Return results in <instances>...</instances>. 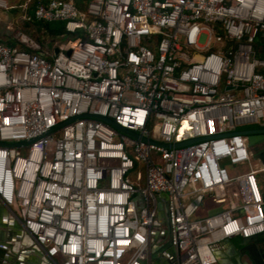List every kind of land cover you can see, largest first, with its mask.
Here are the masks:
<instances>
[{"label": "built area", "instance_id": "built-area-1", "mask_svg": "<svg viewBox=\"0 0 264 264\" xmlns=\"http://www.w3.org/2000/svg\"><path fill=\"white\" fill-rule=\"evenodd\" d=\"M25 19L71 37L0 42V203L26 242L51 264H149L168 236L178 264H217L264 234V164L239 134L264 128V0H40Z\"/></svg>", "mask_w": 264, "mask_h": 264}, {"label": "water", "instance_id": "water-1", "mask_svg": "<svg viewBox=\"0 0 264 264\" xmlns=\"http://www.w3.org/2000/svg\"><path fill=\"white\" fill-rule=\"evenodd\" d=\"M58 53V50L55 51V55ZM109 125H111L113 128H115L118 132L133 138L138 139L139 136L127 129L121 128L118 125H116L112 120L106 119V118H98ZM240 135H243L248 140V148L251 151L252 159L254 161H258L262 164H264V151H258L256 149V146L259 142H261L264 139V129L263 130H245L239 132ZM140 140H143L145 142H153L146 138H140ZM197 142L196 140H191L188 142L175 144V145H163L167 148H173V147H182L185 145H189L191 143ZM2 143H0L1 145ZM26 144V143H22ZM19 145V144H13L12 146ZM264 199V194H263ZM163 200H166V195L161 194L158 198V220L162 223H164L168 227V221H167V204ZM203 204V197H199L196 199L193 203H191L187 207V214L192 215L194 210L198 207H200ZM6 209L1 203H0V210ZM222 211V207H218L216 209H213L208 212V215H214L218 212ZM169 234V230L166 233ZM20 236L22 237V241L24 240L26 242V238L24 237V231L20 227ZM22 243L23 245H26V248H28L32 253L37 255L39 259H41L40 263H42L44 260L46 264H51V262L40 252H38L33 246L30 241H27L26 243ZM224 244H227L229 246V253L231 252V263L230 264H247L246 262H242L241 258L245 257L247 258L249 264H263L264 261V252L260 254L258 251L256 245L261 244L264 247V234L259 235L257 237L249 238V239H240L237 243H235L232 239H227L223 242ZM253 253V255H252ZM214 254L217 258V264H227L225 261V256L218 254L217 251H214ZM177 264V255L176 250L174 247L171 246L170 242L167 240L164 243H157L155 240L151 244L150 248V261L149 264ZM38 264V263H35ZM145 264H148L147 261H145Z\"/></svg>", "mask_w": 264, "mask_h": 264}, {"label": "crops", "instance_id": "crops-1", "mask_svg": "<svg viewBox=\"0 0 264 264\" xmlns=\"http://www.w3.org/2000/svg\"><path fill=\"white\" fill-rule=\"evenodd\" d=\"M260 178L263 181L264 174ZM207 202L210 203L211 201L208 200ZM20 227L21 225L12 217V213L8 209L0 210V264H42L37 255L26 248V245L20 244L22 240ZM232 240L237 243L240 239ZM216 251L218 254L225 256L227 264L231 263L232 254L229 253L230 250L227 244L220 243Z\"/></svg>", "mask_w": 264, "mask_h": 264}, {"label": "rangeland", "instance_id": "rangeland-1", "mask_svg": "<svg viewBox=\"0 0 264 264\" xmlns=\"http://www.w3.org/2000/svg\"><path fill=\"white\" fill-rule=\"evenodd\" d=\"M8 3V9H0V40L3 42H8L9 40L18 41V35L24 34L28 36L30 39L35 40V36L43 39L38 34V26L35 23L27 22L25 17L29 14V9L34 4L35 0H6ZM73 2V0H70ZM74 3V2H73ZM71 40L70 36H64L61 39H50L46 40L47 46L53 45L55 43H67ZM46 46V47H47ZM253 163H256L254 161ZM250 167L248 165L242 166L237 169L240 173L248 172ZM262 187L264 189V178L262 181ZM193 198H191L192 200ZM186 204L189 201L185 202ZM194 219L195 216H192ZM165 237V236H164ZM161 237V238H164Z\"/></svg>", "mask_w": 264, "mask_h": 264}, {"label": "trees", "instance_id": "trees-1", "mask_svg": "<svg viewBox=\"0 0 264 264\" xmlns=\"http://www.w3.org/2000/svg\"><path fill=\"white\" fill-rule=\"evenodd\" d=\"M40 0H35L32 7L29 9V14H32L36 5ZM42 1V0H41ZM90 0H73L74 4L80 11H85L87 4ZM31 23H35L38 26V34L43 39L35 36V41L39 43L42 47V50H46V40L50 39H61L62 37L66 36L64 31V24L61 22H37L32 21ZM1 43L6 44L11 47H18L24 50H28L24 45L20 44L18 41L9 40L8 42H3L0 40ZM29 51V50H28ZM247 128V127H246ZM245 129V128H244Z\"/></svg>", "mask_w": 264, "mask_h": 264}, {"label": "flooded vegetation", "instance_id": "flooded-vegetation-1", "mask_svg": "<svg viewBox=\"0 0 264 264\" xmlns=\"http://www.w3.org/2000/svg\"><path fill=\"white\" fill-rule=\"evenodd\" d=\"M263 129H264V128H259V127H257V126H249V127L245 128V130H263ZM256 149H257L258 151H264V139H263L261 142H259V143L257 144ZM167 238H168V236L166 237V241L168 240ZM23 242H25V241L23 240ZM256 247H257L258 251L260 252V254H261L262 252H264V247H263V245L258 244V245H256ZM252 255H253V253H252ZM40 260H41V259H40ZM42 261H43V264H46V262H45L44 260H42ZM241 261H242V262H246L247 264H249L247 258H245V257H242V258H241ZM40 262H41V261H40ZM166 264H168V263H166ZM177 264H178V263H177ZM263 264H264V261H263Z\"/></svg>", "mask_w": 264, "mask_h": 264}, {"label": "bare ground", "instance_id": "bare-ground-1", "mask_svg": "<svg viewBox=\"0 0 264 264\" xmlns=\"http://www.w3.org/2000/svg\"><path fill=\"white\" fill-rule=\"evenodd\" d=\"M22 242H23V241L21 240V241H20V244H22ZM23 243H24V242H23ZM25 243H26V242H25ZM42 264H43V262H42Z\"/></svg>", "mask_w": 264, "mask_h": 264}]
</instances>
